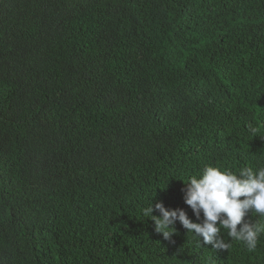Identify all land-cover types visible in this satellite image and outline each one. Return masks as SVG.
Returning <instances> with one entry per match:
<instances>
[{
    "label": "trees",
    "instance_id": "16d2710c",
    "mask_svg": "<svg viewBox=\"0 0 264 264\" xmlns=\"http://www.w3.org/2000/svg\"><path fill=\"white\" fill-rule=\"evenodd\" d=\"M205 166L264 167V0H0V264H264L143 215Z\"/></svg>",
    "mask_w": 264,
    "mask_h": 264
},
{
    "label": "clouds",
    "instance_id": "9594fccd",
    "mask_svg": "<svg viewBox=\"0 0 264 264\" xmlns=\"http://www.w3.org/2000/svg\"><path fill=\"white\" fill-rule=\"evenodd\" d=\"M185 183L184 201L197 219L203 214L202 222H194L183 208L169 209L162 201L154 205L152 202L143 209V215L155 222L157 233L171 240L179 221L188 233H194L198 242L211 245L216 251L229 250L230 241L241 242L249 252L257 249L259 237L264 235V167H242L234 173L205 166L198 176ZM249 212L261 219L246 220ZM222 229L230 241L221 236Z\"/></svg>",
    "mask_w": 264,
    "mask_h": 264
}]
</instances>
